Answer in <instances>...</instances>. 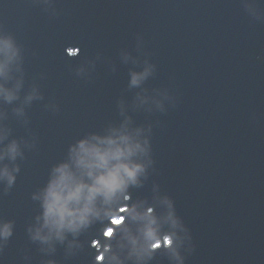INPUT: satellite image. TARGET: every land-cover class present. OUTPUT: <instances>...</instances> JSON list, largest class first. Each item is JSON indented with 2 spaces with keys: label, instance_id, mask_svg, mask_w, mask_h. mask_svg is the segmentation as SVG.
<instances>
[{
  "label": "water",
  "instance_id": "95a60500",
  "mask_svg": "<svg viewBox=\"0 0 264 264\" xmlns=\"http://www.w3.org/2000/svg\"><path fill=\"white\" fill-rule=\"evenodd\" d=\"M0 36L19 48L7 86L20 82L0 98V150L21 149L0 161L19 166L11 186L0 180V220L13 222L0 264H105L108 243L135 264L103 217L63 241L30 231L70 146L125 124L149 140L147 169L107 207L155 206L177 236L179 257L157 247L146 264H264V0H0Z\"/></svg>",
  "mask_w": 264,
  "mask_h": 264
},
{
  "label": "clouds",
  "instance_id": "9594fccd",
  "mask_svg": "<svg viewBox=\"0 0 264 264\" xmlns=\"http://www.w3.org/2000/svg\"><path fill=\"white\" fill-rule=\"evenodd\" d=\"M18 58L19 48L12 38L0 36V98L7 102L18 96L20 82L12 88L6 83L11 78L13 64ZM150 71V68H146L143 72H134L131 84L141 83ZM33 95H29L27 100L30 101ZM7 134V129L0 127V142ZM148 151L149 140H141L139 131L130 130L127 124L110 127L105 134L92 133L72 144L68 159L53 166L47 184L34 196V199L41 201L42 213L37 216L35 228L30 229L32 239L42 243L63 241L68 233L78 234L94 220L103 217L108 220L105 237L111 241L119 235V247L127 249V258L133 259L135 264H146L161 245L170 248L179 257L178 249L173 247L177 236L161 231L162 225L155 206L141 207V202H138L107 207L118 198L123 201L131 199L127 189L130 185L138 184L140 176L147 169V163L138 157ZM18 155H21L20 145L13 140L0 150V161L5 157L15 160ZM18 171V165L10 168L8 164H2L0 180H6L11 186ZM164 202L169 209L167 219L176 225L179 221L173 202L168 198ZM121 212L126 215H120ZM128 221L136 224L135 230ZM12 233L13 222L0 220V238L7 240ZM2 247L0 243V249ZM101 256L105 264H124L119 253L113 252L111 243L104 246ZM48 264L55 262L49 261Z\"/></svg>",
  "mask_w": 264,
  "mask_h": 264
},
{
  "label": "snow or ice",
  "instance_id": "6c2138e0",
  "mask_svg": "<svg viewBox=\"0 0 264 264\" xmlns=\"http://www.w3.org/2000/svg\"><path fill=\"white\" fill-rule=\"evenodd\" d=\"M161 247H162V245H161Z\"/></svg>",
  "mask_w": 264,
  "mask_h": 264
}]
</instances>
